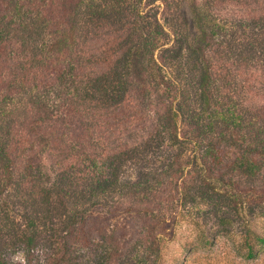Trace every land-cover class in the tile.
I'll list each match as a JSON object with an SVG mask.
<instances>
[{
  "label": "trees",
  "instance_id": "obj_1",
  "mask_svg": "<svg viewBox=\"0 0 264 264\" xmlns=\"http://www.w3.org/2000/svg\"><path fill=\"white\" fill-rule=\"evenodd\" d=\"M173 6L179 27L167 30ZM189 133L210 181L241 192L256 190L240 184L264 185V0H0V244L21 236L32 247L55 205L67 237L86 242L91 210L120 206L118 194L151 237L165 182L184 175L173 167L176 137ZM150 141L165 149L160 181L120 182L126 158ZM197 201L232 215L216 193L197 192ZM12 214L24 222L20 236ZM242 246L255 260L264 236L247 235ZM69 249L58 261H77Z\"/></svg>",
  "mask_w": 264,
  "mask_h": 264
},
{
  "label": "rangeland",
  "instance_id": "obj_2",
  "mask_svg": "<svg viewBox=\"0 0 264 264\" xmlns=\"http://www.w3.org/2000/svg\"><path fill=\"white\" fill-rule=\"evenodd\" d=\"M162 6L159 1L155 7ZM157 11L159 20L164 23L165 13ZM179 12L175 6L166 18L168 26L179 27ZM181 131H186L183 129ZM188 132V131H186ZM176 138L181 142L175 147L173 155L177 158L173 167L183 170L184 175L177 179L173 187L165 182L163 189V214L155 219L154 231L151 237L144 235L143 231H137L134 221L137 219L128 209L129 198L123 199L121 205L107 203L104 207L98 206L91 210L90 225L95 232L86 242L80 237L71 239L67 237L63 224V214L58 206H54L51 213V224L48 230L38 235L34 245L27 247L20 236L24 222L17 214H12L15 221L18 236L4 237L1 241L3 255L11 264H134V261H124V256L137 253L148 261L142 264H264V252L255 260L245 257L242 241L247 235L254 233L264 236V217L260 216L264 208V192L260 189L264 186L240 184L239 190L255 189L252 192H241L238 189L224 185L219 187L205 177L199 164V153L188 142L192 135ZM148 150L140 151L133 157H127L119 171V181L131 183L140 181V185L157 184L156 177L163 174L161 164L165 149L151 145ZM173 160V158H171ZM155 179V182H154ZM177 186V187H176ZM177 191L175 192V190ZM216 193L222 197L223 207H228L232 215L222 216L213 213L208 205L196 202L193 206L191 199L197 192ZM113 197V196H112ZM15 194L8 191L4 197L7 204L16 205ZM118 200V199H117ZM119 201V200H118ZM130 201V200H129ZM131 202V201H130ZM225 205V206H224ZM192 210L187 213L186 210ZM225 211V208L222 209ZM24 231V230H23ZM22 235V234H21ZM156 246L152 244L155 236ZM141 240V243H139ZM69 245L70 254L77 261H58L61 256V247ZM150 247L151 250L149 249ZM156 247V248H154ZM113 250L114 258L110 261H101L105 253ZM150 255V256H149ZM116 257V258H115ZM139 261L137 264H139Z\"/></svg>",
  "mask_w": 264,
  "mask_h": 264
}]
</instances>
